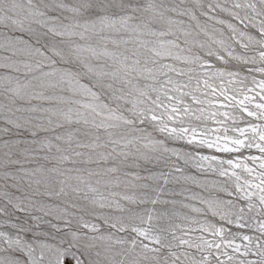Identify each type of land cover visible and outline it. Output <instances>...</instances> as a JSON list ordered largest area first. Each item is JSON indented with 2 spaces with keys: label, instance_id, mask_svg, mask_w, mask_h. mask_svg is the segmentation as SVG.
<instances>
[{
  "label": "snow or ice",
  "instance_id": "6c2138e0",
  "mask_svg": "<svg viewBox=\"0 0 264 264\" xmlns=\"http://www.w3.org/2000/svg\"><path fill=\"white\" fill-rule=\"evenodd\" d=\"M0 264H264V0H0Z\"/></svg>",
  "mask_w": 264,
  "mask_h": 264
}]
</instances>
